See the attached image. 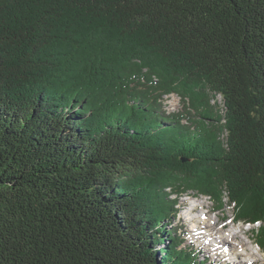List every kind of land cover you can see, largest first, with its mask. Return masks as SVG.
I'll list each match as a JSON object with an SVG mask.
<instances>
[{"label":"trees","instance_id":"16d2710c","mask_svg":"<svg viewBox=\"0 0 264 264\" xmlns=\"http://www.w3.org/2000/svg\"><path fill=\"white\" fill-rule=\"evenodd\" d=\"M190 191L264 249V0H0V264H220Z\"/></svg>","mask_w":264,"mask_h":264},{"label":"rangeland","instance_id":"374dc122","mask_svg":"<svg viewBox=\"0 0 264 264\" xmlns=\"http://www.w3.org/2000/svg\"><path fill=\"white\" fill-rule=\"evenodd\" d=\"M170 94L165 96L169 99ZM165 96L161 99L165 112L168 114L179 112L181 105L175 112L167 108L168 104H172V101L170 100V103L167 104L165 102ZM209 99V105H211L212 111L223 114L221 110L223 108L221 99L218 96L211 95ZM194 205H197L195 209H193L195 207ZM190 208L193 210H190L191 212L189 211L188 213V209ZM175 209L177 210V214L172 218L170 223L179 229L177 232L184 240L182 246L193 248L200 260L208 259L212 263L220 264H243L245 260H243L242 255H245L249 257L252 262L251 264H264V249L261 250L257 247L254 241V233L252 232L253 230L255 232L257 231L258 224L256 223L248 227L244 226L241 222H235L232 212L233 206L227 203L225 198H223L222 207L215 209L214 202L209 197L200 195L195 191H190L181 195L179 205ZM198 213H204L207 220H214L213 222L215 224L213 225L200 226L201 230L206 231V233H213L215 238L224 236L226 231L237 235L234 239L229 240L232 244L228 248L223 247L227 245L224 242L220 243L223 245L221 247L220 245L210 247L208 241H199L201 235H193L194 233L190 232V226L196 222Z\"/></svg>","mask_w":264,"mask_h":264},{"label":"bare ground","instance_id":"6f19581e","mask_svg":"<svg viewBox=\"0 0 264 264\" xmlns=\"http://www.w3.org/2000/svg\"><path fill=\"white\" fill-rule=\"evenodd\" d=\"M195 207L193 209H195L197 207V205H194ZM192 207V205H191ZM192 208L188 209V213L190 210H193ZM199 215L196 216V222L193 223L191 226H190V232L191 233H194L193 235H196V234H199L201 235V237H199V241H208L209 243V246H217V245H221L220 243L224 242V244H227L226 246H223V247H227L230 246L232 243L229 242L230 239H234L235 237H237V235L235 233H232V232H228L226 231L224 233V236H220V238H215V235L213 236V233L212 234H209V233H206V231H203L201 230L200 226H206V225H213L215 224L213 221V219L211 220H207L206 219V216L204 213H198ZM208 227V226H207ZM198 239V238H196ZM219 239V241H218ZM239 247V246H238ZM232 248V247H231ZM227 255V254H226ZM243 256V260H245V264H251V260L249 259L248 256H245V255H242Z\"/></svg>","mask_w":264,"mask_h":264},{"label":"built area","instance_id":"2783aa9c","mask_svg":"<svg viewBox=\"0 0 264 264\" xmlns=\"http://www.w3.org/2000/svg\"><path fill=\"white\" fill-rule=\"evenodd\" d=\"M172 101V104L169 101ZM165 102L168 104L167 108L171 109L172 111H177L178 107H180V99L174 93L170 94L169 99L165 96Z\"/></svg>","mask_w":264,"mask_h":264}]
</instances>
